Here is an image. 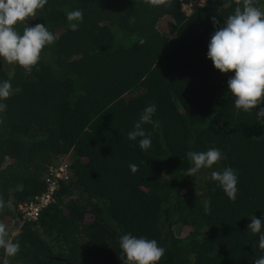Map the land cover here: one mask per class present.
<instances>
[{
	"label": "trees",
	"instance_id": "trees-1",
	"mask_svg": "<svg viewBox=\"0 0 264 264\" xmlns=\"http://www.w3.org/2000/svg\"><path fill=\"white\" fill-rule=\"evenodd\" d=\"M194 1L48 0L16 26L45 24L56 40L30 73L0 59V81L13 89L0 112V222L11 220L9 239L20 243L15 256L0 249V264H124L127 233L157 240L159 264L264 256L248 230L252 216L264 217V118L255 112L264 104L236 109L234 73L207 59L211 35L242 0H198L186 14ZM75 9L83 22L73 32L66 16ZM151 103L160 128L145 125L152 146L142 151L127 133ZM209 148L226 159L189 176L186 153ZM62 164L55 201L27 222L19 205L42 196L49 169ZM225 167L239 176L235 201L210 179Z\"/></svg>",
	"mask_w": 264,
	"mask_h": 264
},
{
	"label": "clouds",
	"instance_id": "clouds-1",
	"mask_svg": "<svg viewBox=\"0 0 264 264\" xmlns=\"http://www.w3.org/2000/svg\"><path fill=\"white\" fill-rule=\"evenodd\" d=\"M47 3L48 0H0V59L21 66L29 73L38 65L42 50L52 45L56 36L45 24L26 25L22 32L18 31L16 26L35 16ZM192 5L193 2L184 7L186 14L190 15L197 6ZM230 6L229 0L224 7ZM66 18L69 29L78 31L83 22V11L71 10ZM130 20L134 22V18ZM212 23H218L215 17H212ZM139 43L143 45L146 41L140 38ZM207 49V59L217 71L221 74L234 73L229 77L227 87L228 94L234 97L236 109L249 112L264 104V10L256 6V0H242V7H236L234 12L224 19L223 25L215 29ZM12 92L10 81H0V112L6 110L7 104L4 101ZM156 112L155 103L145 106L133 129L127 133L128 139L138 142L142 151H147L152 146V134L146 130L145 125H151L153 130L160 128L159 120L154 119ZM255 112L258 118H264V107ZM186 156L191 162L187 169L189 176L198 175L202 169H213L214 165L226 159L219 148L200 152L189 150ZM129 168L133 174L139 170L135 163L130 164ZM210 179L231 201L236 200L239 176L235 169L225 167L213 170ZM21 206L23 204L19 205V211ZM210 210L211 202L207 201L205 211ZM250 220L248 230L259 234V248L264 249V217L252 216ZM119 247L124 264H159L165 255V249L157 240L137 237L131 233L120 237ZM0 249L8 256H15L20 251L19 241L13 242L9 239L8 228L3 222H0ZM254 264H264V256L255 259Z\"/></svg>",
	"mask_w": 264,
	"mask_h": 264
},
{
	"label": "built area",
	"instance_id": "built-area-1",
	"mask_svg": "<svg viewBox=\"0 0 264 264\" xmlns=\"http://www.w3.org/2000/svg\"><path fill=\"white\" fill-rule=\"evenodd\" d=\"M194 3V2H193ZM196 5V4H195ZM193 6V5H192ZM68 165L63 164L59 167L49 169L46 182V192L36 199L20 207L23 218L26 221H37L44 209H47L54 201V196L60 188V181L67 177Z\"/></svg>",
	"mask_w": 264,
	"mask_h": 264
},
{
	"label": "rangeland",
	"instance_id": "rangeland-1",
	"mask_svg": "<svg viewBox=\"0 0 264 264\" xmlns=\"http://www.w3.org/2000/svg\"><path fill=\"white\" fill-rule=\"evenodd\" d=\"M195 4H196L197 6L199 5V4H198V0H195V1H194L193 6H194ZM187 11L190 12V9H188ZM62 165H63V164H62ZM4 222H5L6 226H8L9 224H11V220H10L9 218L5 219ZM10 234H11L10 237H13V236H15V235L18 234V230H12Z\"/></svg>",
	"mask_w": 264,
	"mask_h": 264
}]
</instances>
